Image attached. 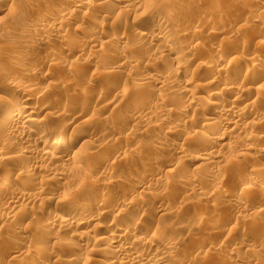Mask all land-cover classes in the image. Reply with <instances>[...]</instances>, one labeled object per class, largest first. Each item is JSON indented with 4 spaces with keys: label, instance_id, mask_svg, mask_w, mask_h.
Wrapping results in <instances>:
<instances>
[{
    "label": "rangeland",
    "instance_id": "1",
    "mask_svg": "<svg viewBox=\"0 0 264 264\" xmlns=\"http://www.w3.org/2000/svg\"><path fill=\"white\" fill-rule=\"evenodd\" d=\"M3 1H0V6L3 4L2 8L4 9V12L0 14V48L3 50L5 49L4 52L6 55H9V44L14 41L12 38L13 32H16V35H23L21 31L24 32V35L31 34L35 32V30L37 31L38 23L39 25H41L40 23H44L45 25L49 24L50 27L52 26L51 28L55 27L53 28L54 32L53 29L51 30L53 34L50 33L51 31L42 32V35L44 34L43 40L42 42L40 41V43L37 42L39 44H23V49H21L22 51L24 50L23 52L27 49V52H25V55L23 54L22 57L19 56V62H16L17 60L13 62L7 61L8 59L6 55L4 56V52L0 55L4 60L3 61L1 58L0 68H4L7 72L10 71V74H16L15 77L18 80L15 79L19 81V83L20 81H29V84L32 85L29 89L25 88L22 91L20 90L18 94L24 93V95L29 94L32 97L34 96L33 112H35L32 115L33 119L39 121L41 129H46L57 135L54 136V138H63L65 142L73 140V142H75L73 150L76 152L77 149L80 148L78 146L82 143L83 146L85 145V149H92L95 147L94 144L96 142H101L98 149L87 151V157L83 158L81 163L59 165L58 167H60V170L64 173L60 181H54L50 176L46 177L48 175L40 172H37L38 175L34 173V171H36L34 168L39 166L34 165L35 163L28 159L24 161L23 159L17 160L18 158L16 160L14 159L15 161H12V158L10 160L0 159V175L3 173L2 171L4 169H11V171L15 172L13 178L15 177L16 179L18 176L19 177L15 180L16 182L14 181V186L17 185V191L19 193L26 196L28 195L29 197L31 195V197L40 196L41 198H47L50 197L49 193L53 191H56L63 197L73 190L77 192L81 191V195L84 197L96 191L100 193L104 190V193L111 191L117 194L118 200L130 203L131 200L140 197V201L136 200L137 202H133L135 204V215H137L136 211H138L140 207H145L150 204L149 195L152 196L153 194L152 198L154 197L153 199H155L158 205L168 209L169 215L158 222H151L150 224H152L153 227L152 231L156 229V234L158 235L159 233L160 239L165 238V240L168 239L175 244L178 243L175 247L180 250L179 252L181 254L187 252V255L186 253L183 255L187 256L185 257L186 261H188L186 263L183 262V264H264V215H260L261 212H257L260 209L253 204L251 194L238 198L239 202L241 201L240 203H242L239 209L235 207L234 202V194H236L234 191L235 187L247 185L246 180L248 179V175L252 174L254 171L253 166L255 163L264 165V154L262 155V153H260V150L264 149V143L260 141L258 143L257 140H246L247 135L252 131L260 134L263 133L262 135H264V121L259 124L261 128L259 126L255 127L256 125L253 127H243L246 122L252 120L253 112H262L264 105L259 104L255 109L248 111L246 115L238 118V120L240 119L239 121L226 115L227 121L231 123L236 121L237 123L235 124L238 125V128L236 127L234 139L228 140L229 142H235L231 151L228 152L227 149L223 150L221 148L222 150H219V148H217V151H220L219 154L221 153L220 155L225 156L224 160H220V166L227 171V175L225 176L224 169L219 172L214 171L211 167L203 166L200 162L195 160L197 156H200L199 154L201 152L199 150H202L203 145L199 142L194 144V140L191 139H193V136L205 122L200 118L203 117V114H198L194 111V108H192L193 111L189 110V112L182 117L178 115L174 116V114L166 112L168 110L175 111L178 107H181V100L183 99L174 95V92V96L170 94L176 89L177 85L181 83H177L174 85V88L172 87L168 91L161 90L156 92V89L159 87L153 81L150 82V80H147L149 85L144 86L146 89L144 87L132 88L134 80H144V78L146 80L147 77L144 75V72L149 69L155 72L159 71L160 73H158L161 74V76L163 74V76L170 74L169 69L167 70V68L162 66V62L165 58L164 54H166V52L163 53L162 51L163 55L161 54L160 56L154 57L155 54L153 53L157 52V50L155 47L153 49L152 45L150 46V44L146 43V38H144L148 36L150 32L159 30L158 22L165 21L169 25V35L174 37L179 36L176 43H172V45L169 46L168 50L174 51H169L167 53L190 54H187L189 57L187 59H190L187 61L188 63H192L193 66L189 69V75L186 79H189L188 82L191 83V88L195 86L197 88L194 87L195 90H198L200 93H198L196 98L194 97L195 100H193V103L197 104L200 98L205 97L203 94V88H205V86L203 84L208 80L205 81L204 76L206 77L208 74L202 72L196 75L194 74L193 76L198 79L196 81V78L192 76L193 69L197 68V64L200 66L207 62L205 59L208 58V52H212L218 49V47L223 50L219 56L220 65L222 66L229 64L228 61H233V58L236 59L238 57L240 58L238 60H241L244 64L247 62L251 63L257 54H261L260 49L264 50V0H185V2L184 0H176L170 4L175 3L178 10L171 13L165 12V7L169 6L168 2H170V0H163L164 4L161 3V5L154 3L156 2L155 0H139V3L142 5L144 4L145 11L144 9L139 10L136 6L133 7L132 5L118 8V6L107 1L106 4L103 5V13L96 7L86 11L83 17L82 15H78L77 17L67 20L56 14L63 2H61V0ZM58 4L60 7L57 8ZM65 4L66 3L63 2V5L67 7ZM107 4L113 6L111 7L109 5L108 8ZM89 11H91V13ZM146 11H152V17H149ZM190 15H194L195 18L197 17L196 19H198L200 23L203 22L200 26L198 24L199 27L197 24L188 26V28H190L188 29V34L183 36V29L186 27L184 20ZM209 15L210 17H208ZM55 19L59 20L55 21ZM141 20L143 22L145 21L142 27L137 24L141 22ZM56 22H59V24ZM92 29L96 30L94 34L90 33ZM137 32H143L145 36L140 37ZM191 41L195 44L197 43L195 47L190 46ZM151 53L153 54V58H151L152 61L149 60ZM45 55H51V58L53 56L52 59L54 62L53 65L50 66L51 68L43 65L39 60ZM21 58H23L22 61ZM233 62L236 61L234 60ZM231 78L232 80H230ZM234 79L235 77H230L229 83L231 81V83H236L235 86H238L241 76L239 75V81L236 79L235 81ZM1 84L3 83H0V85ZM262 84V81L256 83V85L264 86V84ZM10 85L12 87L16 85V87H19V84L13 83ZM218 88H220V86L217 87V89ZM149 89L152 91L150 92ZM89 91H94L95 94L93 93L91 95L92 97H88L87 93ZM160 95L165 96L163 97L165 99H162L164 101H160L162 97H160ZM241 96L246 97L247 92ZM4 97L8 99V96L0 94V101L1 98ZM229 97L230 95L224 96V98L221 99L223 101H221V103L225 105L226 103L224 101L227 100L228 102ZM253 99L254 97L250 96L248 100ZM17 100L18 98L15 99V101ZM160 102L163 103L161 104ZM15 104L12 103L10 106H2L5 109L0 106V117L2 116L0 119V127H3L2 123L4 124L6 118L4 116L6 113L5 110L10 108L11 112H16V109H14ZM23 105L24 104H22V106ZM127 110H132L134 112L138 111V114L135 112L138 116L134 117L135 119L126 116L125 112ZM206 113L207 117L213 119L212 115L210 116L211 112L206 111ZM166 114L171 116L169 117ZM162 117L168 119L166 122H160L161 124H158V120ZM139 120L141 123L143 120H149L151 122L157 121L156 123L158 125H156L161 131H173L168 141L165 142L167 145L165 144V147L164 145L162 146V142L159 139L160 137H158L160 136L159 133L156 132L155 134L153 131L146 130L145 127L142 128ZM215 129V127L210 129V131L207 132V136H211V134H213L212 132L215 133L217 131V129ZM160 130L159 132H161ZM79 135V139L76 140V136ZM9 142L10 139L0 136V145H6V148L3 150V155L7 154L6 150L7 152H11L17 148H23L19 143ZM12 143L15 144L14 147ZM177 145L184 150L183 152L188 157L184 162L183 160H181V162L175 157ZM246 146H248V149H246ZM157 148L163 149L157 152L155 151ZM251 154L254 156H251ZM3 155L0 157L4 158ZM242 155H249V157H247L248 159L242 160ZM107 166L110 168L107 169ZM24 169H30L29 171L32 172L28 177L21 178L22 176L18 175V173ZM78 169L84 173L81 174L82 172L80 171L77 177L72 173L75 170L78 171ZM166 171H170L171 174L168 173L169 175H166ZM130 176L132 178H130ZM222 179H225V181H223L224 186L223 184L220 185ZM166 181L168 183L173 182V186H164ZM262 184H264L263 180L260 181L259 185ZM138 185L145 187V189L143 191L138 189ZM13 191L14 190L10 192ZM201 192L209 194L212 198L211 201H209L211 204H213L214 201H219L217 204L220 206L218 205L217 207L215 206L217 204L214 203L215 205L213 207V212L218 211L216 214H220L216 216L218 218V223L209 224V222H202L205 224L201 223L202 226L199 230H191L190 226H197L200 223V214L203 213L201 209L204 210L209 203L207 202L208 200L199 197L198 194ZM158 197L159 200H157ZM216 197H218L219 200H216ZM61 200H59L58 204L56 200L50 201L49 198L46 199V202L45 200H40L35 201V203L34 201L21 199V203L19 202L18 204L20 207L15 209L16 214L14 215L13 221L0 219V264H24L26 262L30 264L37 260L39 262H35V264H68V260L70 259L72 260L71 264H106L104 260L110 259L112 255L107 253V255H102L103 258L97 257L102 254L100 251L103 247L101 243L88 240L84 249L79 247V245L72 240V236H74L73 231H75L77 235L82 233L85 235V232L90 229V232L87 231L86 233L89 232V236L93 237L94 229L98 228L97 234H102L101 225L95 228L86 227L79 230L76 229L77 231L72 229V233L68 232V229L60 228L59 226L61 225L56 222L53 223L50 230H48L50 232L43 231V229L41 230V226L47 215L56 216V220H70L66 212L73 215H76V213L78 214L75 206L77 205L76 203L69 202L60 204ZM206 204L207 206H205ZM234 207L237 210H235ZM215 208L219 209L215 210ZM228 208H231V210ZM62 209L65 210L63 211ZM198 209L201 212L198 211ZM257 213L259 215H257ZM130 214H132V216ZM127 215H129L127 218L131 219V217H134L135 219V216H133V213L130 211ZM253 217L256 219L253 226L250 227L253 231L249 233V235L252 233V236L250 235L248 240L244 241L240 233L244 229V224L248 226V224L253 221ZM114 226L119 228L118 223L112 224L111 230ZM146 226H149V224ZM158 226L159 229H157ZM251 229H246L245 225L244 231H250ZM41 231H43V233ZM38 237H40V239ZM130 237H132V234L127 236V239H129V241L131 240V243L135 238ZM249 238L252 239L250 240ZM35 239L37 240L35 241ZM31 244H33L32 247L38 248L39 246L41 250H38L41 255L38 253L37 256L35 254V256L32 257V255L25 253L26 246H31ZM17 250H21L19 251V255L21 256L10 259L13 257L12 255L10 256V253L17 252ZM138 250H141V247ZM46 251L49 255L46 254ZM43 252L45 254H43ZM31 258L36 260L33 261Z\"/></svg>",
    "mask_w": 264,
    "mask_h": 264
},
{
    "label": "bare ground",
    "instance_id": "2",
    "mask_svg": "<svg viewBox=\"0 0 264 264\" xmlns=\"http://www.w3.org/2000/svg\"><path fill=\"white\" fill-rule=\"evenodd\" d=\"M1 1V0H0ZM3 1V0H2ZM65 2L67 5V7H65L63 5V2ZM107 1H110L113 5L118 6V8H124L127 7L129 5H132L133 7L136 6L137 9H144V4L142 5L141 3H139V0H61L62 4L61 7L58 8V11L56 12V14L59 17L65 18V20L70 19V18H74L77 17L78 15L83 17L84 13L90 9H94L97 7V9H99L102 13V8H104L103 5L106 4ZM156 2L154 3H158L161 5V3L164 4L163 0H155ZM176 0H170V2H168L169 6H166V10L165 12L167 13H171V12H175L178 10L177 5L174 4H170L175 2ZM191 1V0H190ZM200 1V0H199ZM211 1V0H210ZM209 1V2H210ZM4 2V1H3ZM2 2V3H3ZM36 2V1H35ZM160 2V3H159ZM185 2V0H184ZM187 2V1H186ZM194 2V1H193ZM207 2V1H206ZM228 2V1H227ZM219 3V2H218ZM1 4V3H0ZM31 4V3H30ZM34 4V3H32ZM188 4V3H187ZM63 5V6H62ZM109 5L111 6V4H107V7L109 8ZM112 5V6H113ZM179 5V4H178ZM213 5V4H212ZM3 4L0 6V14H2L4 12V9L2 8ZM6 6V5H4ZM111 6V7H112ZM30 7V6H29ZM65 7V8H63ZM106 7V6H105ZM135 8V9H136ZM187 8V7H186ZM134 9V8H133ZM148 9V8H147ZM105 11V10H104ZM108 11V10H107ZM143 11V10H142ZM11 12V11H10ZM40 12V11H39ZM91 13V11H89ZM80 13V14H79ZM99 13V12H98ZM101 13V14H102ZM143 13V12H142ZM146 13H148L149 17H152V11H146ZM207 13V12H206ZM208 14V13H207ZM9 15V14H8ZM7 15V16H8ZM25 15V14H24ZM23 15V16H24ZM44 15V14H43ZM87 15V14H86ZM91 15V14H90ZM156 15V14H155ZM219 15V14H218ZM169 17V16H168ZM205 17V16H204ZM210 17V15L208 16ZM207 17V18H208ZM5 18V17H4ZM26 18V17H25ZM89 18V17H88ZM185 18V17H183ZM182 18V19H183ZM194 15H190L189 17H186V19L184 20L186 23V27L183 29V33L182 35H186L188 34V26L193 25V24H199V26L201 25V22L198 19H194ZM202 18V17H201ZM6 19V18H5ZM203 19V18H202ZM213 19V18H212ZM1 20V19H0ZM9 20V18H8ZM30 20V19H29ZM59 20V19H55ZM201 20V19H200ZM14 21V20H13ZM21 21V20H20ZM82 21V20H81ZM219 21V20H218ZM4 22V21H3ZM8 22V21H7ZM10 22V21H9ZM19 22V21H18ZM145 22V21H144ZM144 22L141 20V22L137 23L139 26H143ZM57 23V22H56ZM184 23V22H183ZM35 24V23H34ZM41 25H39V23L37 24V31L35 30V32H32L31 34L28 35H24V32L21 31V33H23V35L18 34L16 35V32L12 33V38L14 39V41H12L9 45L10 48L9 50V55L5 54V49H1L0 48V55H2V53L4 54V56H7V61H14L17 60L19 56L22 57V55L27 52V49L25 52L22 51V47L25 44L28 43H32L33 44H39L40 41L42 42L43 40V35L42 32H50L53 28L50 27V25H45L44 23H40ZM59 24V22L57 23ZM179 24V23H178ZM223 25V24H222ZM158 28L159 30L150 32L148 34V36H145V33L143 32H137L138 35L140 37H144L146 38L145 40L147 41L146 43L150 44V46L152 45V48L157 50V52H154L153 54L154 57L156 56H160L163 53L166 52V54H164V60L162 62V66L164 68H167V70L169 69L170 74H166L165 76H161V74H159L160 72L157 71H152V70H147L144 72V75L147 77L146 80L144 78L145 81H153L155 84H157V86L159 87L158 89H156L155 91H161V90H170L172 87L174 88V85H176L177 83H181L180 85H177L176 89L174 91H172V93H170L172 96L176 95L177 97H181L183 100L181 107H178L177 110H168L166 111L169 114H174L178 115V116H185L187 112H189V110L193 111L192 108H194L195 112H197L198 114H203V117H200L202 119V121H205L202 126L198 129V132H196V134L193 136L194 140V144H196V142L201 143L202 146V150H199L201 153L199 154L200 156H197L195 158V160H197L198 162H200V164H202L203 166H209L211 167L214 171H220L224 169V175H227V171L225 170V168H223L222 166H220V160H224L225 156L224 155H220L219 152L217 151L219 148V150L222 148L223 150H226L229 152L231 151V148L233 147V145H235L234 141L229 142L228 140L230 139H234V134H235V130L236 127L238 125H236L235 123H237L236 121L234 123H231L229 121H227L226 115L231 116V118L238 120V118L243 117L244 115H246V113L250 110H253L256 108V106H258L259 104H263L264 105V86L261 85H256L257 82H263L264 84V50H261V54H257L254 58V60L250 63L247 62L246 64H244L241 60V64L240 61L238 59H240L239 57L234 59L236 62L233 61H228L229 64L227 65H220V54H221V49H215L214 51H210L208 52V58H206L205 60L207 61L204 64H201L200 66L197 64V68L193 69V74L192 76L199 72L202 73H207L208 76H204L205 81L208 80L206 83H204L203 85L205 86V88H203V94L205 95L204 98H200L198 100L197 104H194L193 100H195L196 95H198L199 91L195 90V88H191V83H189V79H186L187 76L189 75V69L193 66L192 63H188V61L190 59L186 55H184L183 53H176V54H171V53H167L169 51H174V50H168L169 46L172 45V43H176L177 39L179 36H170L169 35V25L168 23H166L165 21H161L158 22ZM198 26V27H199ZM217 27V26H216ZM9 28V27H8ZM12 28V27H11ZM197 28V27H196ZM212 28V27H211ZM201 29V28H200ZM20 30V29H18ZM23 30V29H22ZM47 30V31H46ZM143 30V29H142ZM198 30V29H197ZM203 30V29H202ZM14 31V30H13ZM139 31V30H138ZM141 31V30H140ZM201 31V30H200ZM242 31V30H241ZM19 32V31H17ZM54 32V29H53ZM96 32L95 29H92L90 31L91 34H94ZM227 32V31H226ZM20 33V32H19ZM52 33V31L50 32ZM53 34V33H52ZM57 34V33H55ZM90 34V35H91ZM222 34V33H221ZM239 34V33H238ZM100 35V34H99ZM16 39H15V38ZM57 37V36H56ZM60 37V35H59ZM58 37V38H59ZM182 37V36H181ZM47 38V37H45ZM235 38V37H234ZM57 39V38H56ZM181 39V38H180ZM184 39V38H182ZM61 40V39H60ZM192 40V39H191ZM39 42V43H37ZM192 42V41H191ZM190 42V46L195 47L194 42L191 43ZM184 43V42H183ZM182 43V44H183ZM186 43V42H185ZM221 43V42H220ZM24 44V45H23ZM168 44V45H167ZM188 44V43H187ZM224 44V43H222ZM263 44V43H262ZM29 45V44H28ZM31 45V44H30ZM31 45V46H32ZM175 45V44H174ZM189 45V44H188ZM226 45V44H225ZM261 45V44H260ZM220 46V45H219ZM6 47V46H5ZM8 47V46H7ZM41 47V46H40ZM39 47V48H40ZM44 47V46H43ZM122 47V46H121ZM168 47V48H167ZM188 47V46H187ZM264 47V46H263ZM22 48V49H21ZM30 48V47H29ZM32 48V47H31ZM38 48V49H39ZM6 49V50H7ZM48 49V48H47ZM163 49V50H162ZM263 49V48H262ZM7 50V51H8ZM183 50V49H182ZM43 51V50H42ZM155 51V50H154ZM227 51V50H226ZM230 51V50H229ZM259 51V52H260ZM23 52V53H22ZM176 52V50H175ZM181 52V51H180ZM7 53V52H6ZM185 53V52H184ZM223 53V52H222ZM152 53L150 54L151 56L150 59L148 57L149 60H151ZM195 54V53H194ZM236 54V53H235ZM25 55V54H24ZM163 55V54H162ZM190 55V54H188ZM227 55V54H226ZM239 55V54H238ZM193 56V54H192ZM243 56V55H242ZM245 56V55H244ZM25 57V56H23ZM194 57V56H193ZM198 57V56H197ZM235 57V56H234ZM2 57H0L1 60ZM6 58V57H5ZM26 58V57H25ZM53 58V56H52ZM50 56H43L40 60V62L47 66L50 67L51 65H53V59ZM23 58H21L22 61ZM55 59V58H54ZM192 59V58H191ZM194 59V58H193ZM199 59V58H198ZM3 60V58H2ZM1 60V61H2ZM26 60V59H25ZM148 60V61H149ZM188 60V61H187ZM232 60V59H231ZM245 60V59H244ZM4 61V60H3ZM6 61V59H5ZM152 61V60H151ZM192 61V60H191ZM239 61V62H238ZM246 61V60H245ZM225 62V61H224ZM32 63V62H31ZM197 63V62H196ZM243 63V64H242ZM4 64V62H3ZM11 64V63H10ZM58 64V63H57ZM1 65V63H0ZM40 65V64H39ZM27 66V65H26ZM1 67V66H0ZM28 67V66H27ZM51 68V67H50ZM32 69V68H31ZM38 69V68H37ZM48 69V68H47ZM152 69V68H151ZM244 69V70H243ZM35 70V69H34ZM51 70V69H50ZM49 70V71H50ZM161 70V69H160ZM243 70V71H242ZM18 71V70H17ZM33 71V70H32ZM28 72V71H25ZM30 72V71H29ZM155 74H154V73ZM159 72V73H158ZM167 72V71H166ZM16 73V72H15ZM24 73V72H22ZM21 73V74H22ZM34 73V72H32ZM20 74V73H19ZM62 74V73H61ZM16 74H10V71H5L4 68H0V83H3L0 85V94H4L6 96H8V99L1 98L0 101V106H10L12 103L15 104L14 109H16V112H11L10 108L8 110H5V114L4 116L5 121L4 124L2 123L3 127H0V136H3L5 138L10 139V142H16L17 144L19 143V145H22L23 148L21 149H15L14 151H9L7 152L6 150V155H3V150L6 148V145L2 144L0 145V156L3 155L4 158L0 157V159L3 160H10L12 158V161L15 159L17 160H21L23 159V161L26 159L33 161V163H35L34 165L39 166L34 168L36 171H34V173L37 174V172L46 174L48 176L46 177H51V179L53 178L54 181H60L61 178L64 176V173L62 172V170H60L61 168L58 167L59 165L62 164H71V163H81L83 160V158L87 157V151L88 150H94V149H98V147H100V142L99 143H95L94 144V148H88L85 149L83 146V143L80 144L79 149H77V152L73 150L74 146H75V142L70 141V142H65L63 140V138L59 139V138H54L55 135L54 133H51L48 130H43L40 128V124L39 121L33 119L32 115L34 114L33 112V102L34 99L31 95H24V93H21L20 95L18 93H20V90L22 91L23 89L27 88H31L32 85H30L29 81H24L19 83V81H16ZM24 75V74H23ZM51 75V74H50ZM170 75V76H167ZM239 75L241 76V80L239 81ZM21 76V75H20ZM26 76V75H25ZM49 76V75H48ZM235 77L236 80H238L240 83L238 84V86H235L234 82L229 83V78L230 77ZM191 77V75H190ZM195 77V76H193ZM16 78V79H15ZM196 81L198 80L197 77ZM27 79V78H26ZM234 79V80H235ZM18 80V79H17ZM57 80V79H56ZM142 79L139 80H134V83H132V88H141L144 87L145 85H149V82H145ZM193 80V78H192ZM201 80V78H200ZM203 80V78H202ZM232 80V78L230 79ZM233 80V81H234ZM235 80V81H236ZM59 81V80H58ZM191 81V80H190ZM227 81V82H226ZM12 82V83H11ZM19 84V87H12L10 84ZM194 83V81H193ZM58 84V83H56ZM262 84V85H263ZM202 85V86H203ZM55 86V85H54ZM53 86V87H54ZM57 86V85H56ZM199 86V85H198ZM201 86V87H202ZM217 89V87H219ZM55 88V87H54ZM59 88V87H58ZM128 88V87H127ZM146 89V87H144ZM148 88V87H147ZM17 89V91H16ZM91 89V88H90ZM197 89V88H196ZM19 90V91H18ZM47 90V89H46ZM88 90V89H87ZM148 90V89H147ZM27 91V90H26ZM29 91V90H28ZM149 91L151 92L152 90L149 89ZM154 91V92H155ZM206 91V92H205ZM50 92V91H49ZM77 92V91H76ZM98 92V91H97ZM174 92V95H173ZM202 92V91H201ZM205 92V93H204ZM245 92H247V96H241L242 94H244ZM94 93V91L92 92H88L87 96L90 97L92 94ZM166 93V92H165ZM38 94V93H37ZM74 94V93H73ZM86 94V93H85ZM95 94V93H94ZM160 94V93H159ZM157 94V95H159ZM200 94V93H199ZM122 95V94H121ZM230 95L228 102L227 100L224 101L226 104L224 105L223 103H221V99L224 98V96ZM72 96V95H71ZM123 96V95H122ZM162 96V97H161ZM168 96V95H166ZM254 97L253 100H248L249 97ZM20 97V99H19ZM82 97V96H81ZM85 97V96H84ZM92 97V96H91ZM160 101L162 99H165L163 97V95H160ZM195 97V98H194ZM248 97V99H247ZM18 98L17 101H15V99ZM80 98V97H78ZM77 98V99H78ZM74 99V98H73ZM85 99V98H84ZM173 99V97H172ZM176 99V98H175ZM178 99V98H177ZM36 100V99H35ZM75 100V99H74ZM83 100V99H82ZM42 101V100H41ZM89 101V100H88ZM164 101V100H162ZM200 101V102H199ZM115 102V101H114ZM180 102V101H179ZM223 102V101H222ZM97 103V102H96ZM161 103V102H160ZM163 103V102H162ZM161 103V104H162ZM22 104H24L22 106ZM169 104V103H168ZM99 105V104H98ZM13 106V105H12ZM36 107V106H35ZM76 107V106H75ZM176 107V106H175ZM227 107V108H226ZM4 108V107H2ZM13 108V107H12ZM154 108V107H153ZM5 109V108H4ZM57 109V108H56ZM131 109V108H130ZM141 109V108H140ZM1 110V109H0ZM38 110V109H37ZM64 110V109H63ZM78 110V109H77ZM167 110V109H165ZM206 111L211 112L210 116L212 115L213 119L210 117L206 116ZM4 112V111H3ZM11 112V113H10ZM40 112V111H39ZM136 112V111H135ZM134 111H126L125 115L126 116H130V117H137L138 115V111L135 113ZM156 112V111H155ZM71 113V112H70ZM124 113V112H123ZM176 113V114H175ZM252 113V112H251ZM140 114V113H139ZM158 114V113H157ZM169 114L167 116H169ZM253 118L251 121L246 122L245 125L243 127H257L259 126V124H261L264 121V109L262 110V112H253ZM251 114V115H252ZM124 115V114H123ZM165 115V116H166ZM225 115V116H224ZM3 116V118H4ZM113 116V115H112ZM171 116V115H170ZM169 116V117H170ZM173 116V115H172ZM201 116V115H200ZM63 117V116H62ZM2 118V116L0 117V119ZM57 119V118H56ZM135 119V118H134ZM168 119V118H167ZM166 117H162L160 120H158V124L161 122H166ZM180 119V118H179ZM40 120V119H39ZM240 120V119H239ZM238 120V121H239ZM140 122V120H139ZM157 121H149V120H143L142 123L140 124L141 127H145V129L153 131L157 133H159L160 137L159 139L162 142V146L164 145L165 147V142L168 141V139L170 138L172 132L169 131H161L159 129V127L157 126L158 124L156 123ZM136 123V122H135ZM160 123V124H161ZM168 123V122H167ZM137 124V123H136ZM157 124V125H156ZM243 125V124H242ZM119 126V125H118ZM213 127H215L217 129V131L213 134H211V136H207V132L210 131V129H213ZM261 128V126H259ZM119 128V127H118ZM238 128V127H237ZM215 129V130H216ZM106 130V129H105ZM133 130V129H132ZM159 130L161 132H159ZM214 130V131H215ZM139 131V130H138ZM144 132V131H143ZM146 132V131H145ZM135 133V132H134ZM262 133V132H261ZM57 134V133H56ZM120 134V133H119ZM210 134V133H209ZM263 134V133H262ZM260 133H257L255 131H252L249 133V135H247L246 140L247 141H252V140H257L258 143L263 142L264 143V135H262ZM78 135V134H77ZM130 135V134H129ZM76 140L79 139V136H76ZM99 137V136H98ZM121 139V138H120ZM130 139V138H128ZM101 140V139H100ZM75 141V140H74ZM143 141V140H142ZM245 141V140H244ZM160 142V141H159ZM160 142V143H161ZM150 143V142H149ZM192 143V142H190ZM13 144V143H12ZM89 144V143H88ZM159 144V143H158ZM8 145V143H7ZM15 144H13L14 147ZM25 145V146H24ZM139 145V144H138ZM141 145V144H140ZM167 145V144H166ZM191 145V144H190ZM9 146V145H8ZM82 147V148H81ZM92 147V144H91ZM142 147V146H141ZM160 147V146H159ZM171 147V146H170ZM189 147V146H188ZM248 149V146H246ZM11 148V147H10ZM28 148V149H27ZM154 148V147H153ZM118 149V148H117ZM163 148H157L155 151L159 152L161 151ZM221 149V150H222ZM250 149V148H249ZM252 150V148H251ZM258 150V149H257ZM256 150V151H257ZM164 151V150H163ZM184 150L180 147V146H176L175 149V157L178 160H186L188 157L187 155H185V153L183 152ZM5 152V151H4ZM95 152V151H94ZM131 152V151H130ZM223 152V151H222ZM93 153V152H91ZM225 153V152H223ZM222 153V154H223ZM253 153V151H252ZM257 153V152H256ZM260 153H262V155L264 154V149L260 150ZM130 154V153H129ZM132 154V153H131ZM254 154V153H253ZM253 154H251V156H254ZM86 155V156H85ZM131 156V155H130ZM174 156V155H173ZM191 156V155H189ZM250 156V157H251ZM244 159H248L247 157H249V155H242L241 156ZM263 157V156H262ZM261 157V158H262ZM263 159V158H262ZM14 160V161H15ZM228 161V160H227ZM247 161V160H246ZM1 162V161H0ZM142 162V161H141ZM182 162V161H181ZM240 162V161H238ZM251 162V161H250ZM253 162V160H252ZM255 162V161H254ZM32 163V164H33ZM145 163V162H144ZM236 163V162H235ZM4 165V164H3ZM107 165V164H106ZM105 165V167H106ZM238 166V165H237ZM250 166V165H249ZM34 167V166H33ZM169 167V165H168ZM202 167V166H201ZM253 172L252 174L248 175V179L247 181V185L243 186V185H239L237 187H235V192L236 194H234L235 197V207L237 209L241 208L239 200L238 198L241 196H246L251 194L252 197V202L255 205V207H259V211H257L258 213H260V215H264V184L259 185L260 181L263 180L264 181V165H258V163H255V165L253 166ZM110 168V167H109ZM107 166V169H109ZM28 169V167H27ZM81 169V168H80ZM106 169V170H107ZM146 169V168H145ZM227 169V168H226ZM5 170V171H4ZM2 172V174L0 175V219H5V220H12L14 218L15 213V209H17V207L19 208L20 206L18 205L20 200L22 199H27L29 201H42L49 198L50 201L51 200H56L59 204V200H61V203H76L77 205V211L78 214L76 213V215L74 214H70L66 212V215L70 218V220L68 219H60V220H56L55 217L56 216H50L47 215L46 219H44L43 224H42V228L43 231L45 230L46 232L48 230H50V228L52 227L53 223L58 222L60 228L62 229H68V232H72L73 230L76 229H81V228H88V227H100L101 225V230L102 234H97V231L99 230L98 228H93L94 229V233L97 234L95 235L93 233V237H90L89 235V231L88 233L85 232L82 234H75L74 232V236H72V240L74 242H76L79 247L84 248L85 244L88 242V240H92L95 243H101L102 244V248L100 249V251L102 252V254L97 257L103 258L102 255H107L110 254L112 255V257L108 260H104V263L106 264H183V262H187L186 261V257L181 254L178 248H176L175 246H177L176 244L178 243H174L170 240H165V238L160 239L159 238V233L158 235L157 230L154 229L155 231H152V224H150L153 221H159L162 218L164 219L165 216L169 215V210L166 209L165 207L158 205V203L155 201V199L152 198L151 195H149L150 199V204H148L145 207H140V212L139 210L136 211L135 215V204L133 202H137L136 200H139V198H136L135 200H131L130 202H126V201H121L118 200V196L116 193H113L109 190V192L104 193V191L100 192H92L89 193V196H82L81 191H75L73 190L72 192H70L69 194H65L63 197L61 195H59V193H57L56 191H53L51 193H49L50 197H40V196H35V197H30L27 195H22L21 193H19L17 191V185L14 186V181L17 180V177L15 179V177L13 178V175L15 172L11 171V169H4ZM30 170V169H29ZM29 170H22L20 173H18V175L23 177H28L30 175V173L32 171ZM33 170V168H32ZM81 171V170H80ZM79 169L78 171H74L72 174L77 176L80 173ZM83 174L84 172L81 171ZM213 172V171H212ZM170 171H166V175H169ZM80 174V177H81ZM218 174V173H217ZM38 175V174H37ZM44 177V176H43ZM167 177V176H166ZM170 177V176H169ZM130 178H132L130 176ZM163 178V177H162ZM168 178V177H167ZM166 178V179H167ZM226 178V177H224ZM42 179V178H41ZM52 179V180H53ZM126 179V178H125ZM165 179V180H166ZM170 179V178H169ZM184 179V178H183ZM182 179V180H183ZM229 179V178H228ZM35 180V179H34ZM132 180V179H131ZM163 180V179H161ZM177 180V179H176ZM185 180V179H184ZM227 180V179H226ZM37 181V180H36ZM51 181V180H50ZM49 181V182H50ZM158 181V180H157ZM223 181H225V179H222V183L220 185L224 183ZM245 181V182H246ZM16 182V181H15ZM45 182V180H44ZM184 182V181H183ZM41 183V182H40ZM57 183V182H56ZM199 183V182H198ZM165 184V185H164ZM163 185L166 187H170L173 182H165ZM179 184V183H178ZM181 184V183H180ZM246 184V183H245ZM22 185V184H21ZM42 185V184H41ZM227 185V184H226ZM35 186V185H34ZM37 186V185H36ZM54 186V185H53ZM129 186V185H128ZM163 186V187H164ZM173 186V185H172ZM177 186V185H176ZM138 189H141L142 191L145 189V187L143 186H139L138 185ZM36 188V187H35ZM179 188V187H178ZM11 189V190H10ZM170 189V188H169ZM182 189V188H180ZM202 189V188H201ZM14 190L13 192H10ZM54 190V189H53ZM18 192V193H17ZM188 192V191H187ZM192 192V191H191ZM141 195V193H140ZM155 195V194H154ZM160 195V194H159ZM199 197L204 198L206 200H208L207 202L211 201V197L209 196V194H206L204 192H201L198 194ZM197 195V197H198ZM158 196V195H157ZM124 197V196H123ZM136 197V196H135ZM133 197V198H135ZM45 198V199H44ZM40 199V200H39ZM215 199V198H214ZM123 200V199H122ZM159 200V197L158 199ZM161 200V199H160ZM186 200V199H185ZM216 200H219L218 197H216ZM234 200V199H233ZM232 200V201H233ZM241 200V199H240ZM25 201V200H24ZM140 201V200H139ZM219 202V201H218ZM217 201H214V203H218ZM21 203V202H20ZM119 203V204H118ZM188 203V202H187ZM206 203V202H205ZM210 203V202H209ZM208 206L207 204L205 206V209H201L203 211L200 218V223L197 226H190L191 230H195V229H200V227L202 226V222H209V224L211 223H216L218 221V218L216 217L218 214H216L218 211H214L213 212V207H214V203L213 204H209ZM251 203V202H250ZM21 205V204H20ZM31 205V204H30ZM68 205V204H66ZM188 205V204H187ZM210 205V206H209ZM219 204L215 205L218 207ZM220 206V205H219ZM227 206V205H226ZM63 207V206H62ZM185 207V206H184ZM203 207V206H202ZM201 207V208H202ZM212 207V208H211ZM231 207V206H230ZM233 207V206H232ZM234 207V209H235ZM254 207V206H253ZM61 208V207H60ZM64 208V207H63ZM68 208V207H66ZM65 208V209H66ZM180 208V207H179ZM64 209V210H65ZM219 209V208H218ZM215 208V210H218ZM221 209V208H220ZM229 210H231V208H228ZM233 209V210H234ZM235 209V210H237ZM20 210V209H19ZM63 210V209H62ZM63 210V211H64ZM68 210H70L68 208ZM175 210V209H174ZM228 210V211H229ZM232 210V211H233ZM18 211V210H17ZM129 211L133 213L134 217H131V219L127 218L129 215H127V213L129 214ZM198 211H200L198 209ZM71 212V211H70ZM171 212V211H170ZM201 212V211H200ZM222 212V211H221ZM226 212V211H225ZM64 213V212H63ZM173 213V212H172ZM257 213V215H259ZM42 214V213H41ZM141 214V215H138ZM171 214V213H170ZM65 215V214H64ZM132 216V214H130ZM183 215V214H182ZM220 215V214H219ZM138 217V218H136ZM168 217V216H167ZM182 217V216H181ZM219 217V216H218ZM256 217V216H255ZM259 217V216H257ZM133 218V219H132ZM221 218V217H220ZM219 218V219H220ZM254 218V217H253ZM261 218V217H259ZM255 219H253V221L251 223L248 224H244V229L241 231L240 236L242 237V239L244 241L248 240V237H250L249 233L251 231H253L250 227L253 226V224L255 223ZM239 220V218H238ZM237 220V221H238ZM11 221V222H12ZM220 221V220H219ZM242 221V220H241ZM10 222V221H9ZM19 223V222H18ZM69 223V224H67ZM119 225V228H116L114 226V228L111 230L112 228V224H117ZM149 226H146L148 225ZM154 223V222H153ZM202 223V224H201ZM218 223V222H217ZM160 224V223H159ZM165 224V223H164ZM197 224V223H195ZM257 224V223H256ZM4 225V224H3ZM151 225V226H150ZM158 225V224H157ZM207 225V224H206ZM245 225H246V229H251L249 232L248 231H244L245 230ZM183 226V225H182ZM185 226V225H184ZM169 227V226H167ZM189 227V226H188ZM162 228V227H160ZM40 229V228H39ZM61 229V230H62ZM73 229V230H72ZM159 229V226L158 228ZM167 229V228H166ZM175 229V228H174ZM173 229V230H174ZM189 229V230H190ZM1 230V229H0ZM7 230V229H6ZM92 230V229H91ZM172 230V229H171ZM211 230V229H210ZM13 231V230H12ZM43 231H41L43 233ZM77 231V230H76ZM5 232V231H4ZM50 232V231H48ZM61 232V231H60ZM64 232V231H63ZM72 232V233H73ZM159 232V231H158ZM161 232V231H160ZM192 232V231H191ZM194 232V231H193ZM248 232V233H247ZM8 233V232H7ZM92 233V231H91ZM135 233V234H134ZM164 233V232H163ZM166 233V232H165ZM195 233V232H194ZM9 234V233H8ZM88 234V235H86ZM129 234H132V237L130 238H135L134 240H132V242L130 243L129 239H127V236ZM175 234V233H174ZM3 235V234H2ZM1 235V236H2ZM33 235V234H32ZM73 235V234H72ZM164 235V234H163ZM5 236V235H3ZM252 236V235H251ZM174 237V236H173ZM17 238V237H16ZM33 238V236H32ZM31 238V239H32ZM40 239V237H38ZM7 239V238H6ZM38 239V241H39ZM173 239V238H172ZM250 239V238H249ZM252 239V238H251ZM250 239V240H251ZM4 240V239H3ZM37 239H35L36 241ZM31 241V240H30ZM32 242V241H31ZM238 242V241H237ZM35 243V242H34ZM36 245V244H35ZM34 245V246H35ZM209 245V244H208ZM33 244L28 245V247L26 246V251L25 253H27L28 255H32L37 256V254L39 252V250H41L38 246L37 247H32ZM181 246V245H180ZM190 246V245H189ZM71 247V246H70ZM138 247V248H136ZM141 247V250H138ZM5 248V247H4ZM185 248V247H184ZM23 249V248H22ZM21 249V250H22ZM39 249V250H38ZM85 249V248H84ZM236 249V248H235ZM21 250H17V252H12L10 253V256L12 255L13 257L10 259H14V258H18L19 256V251ZM190 250V249H189ZM234 250V249H233ZM44 251V250H43ZM248 251V250H247ZM23 252V251H22ZM176 252V253H175ZM171 253V254H170ZM174 253V254H172ZM179 253V254H178ZM190 253V252H189ZM188 253V254H189ZM191 253L193 254V252L191 251ZM195 253V251H194ZM238 253V252H237ZM22 254V253H21ZM43 254H45L43 252ZM47 254V251H46ZM191 254V257H192ZM49 255V254H47ZM172 255V256H171ZM237 255V254H235ZM23 256V255H22ZM26 256V255H25ZM46 256V255H45ZM196 256V255H194ZM48 257V256H46ZM70 257V256H69ZM26 258V257H24ZM23 258V259H24ZM41 258V257H40ZM196 258V257H195ZM234 258V257H233ZM22 259V258H21ZM47 259V258H46ZM49 259V258H48ZM188 259V258H187ZM192 259V258H191ZM29 260V259H28ZM31 260L35 261L36 259H32ZM30 260V261H31ZM45 260V259H44ZM190 260V258H189ZM4 261V260H3ZM191 261V260H190ZM189 261V262H190ZM194 261V260H193ZM236 261V260H235ZM9 262V261H8ZM26 262V261H24ZM36 263L39 262L38 260L35 261ZM35 262H31L30 264H35ZM45 262V261H43ZM68 264H71L72 260H68ZM27 263V262H26ZM24 263V264H26ZM29 263V262H28ZM27 263V264H28ZM2 264V263H1ZM191 264V263H189Z\"/></svg>",
    "mask_w": 264,
    "mask_h": 264
}]
</instances>
